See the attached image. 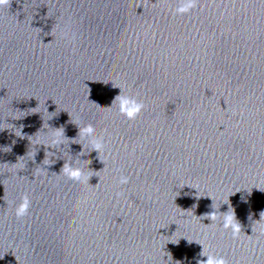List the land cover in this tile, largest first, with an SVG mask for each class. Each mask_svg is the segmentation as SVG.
Segmentation results:
<instances>
[{"label":"clouds","instance_id":"1","mask_svg":"<svg viewBox=\"0 0 264 264\" xmlns=\"http://www.w3.org/2000/svg\"><path fill=\"white\" fill-rule=\"evenodd\" d=\"M6 3H9V0H0V6H3ZM198 4L199 0H176V7L172 10L173 15H186L195 9ZM114 104L118 105L119 113L125 116L128 120H135L145 108L144 102L138 99L136 96H125L122 93L115 97L112 102V105ZM79 135L86 137L92 143V149L96 150L98 153L104 148V137L96 135V130L92 124H88L83 128H80ZM59 142V140L54 139L52 144L56 145ZM62 171L70 180L78 183H89V180L92 177L86 176L80 167L74 166L73 164H65ZM117 171L119 172V170ZM117 182L120 185H126L129 183V177L120 174ZM30 206L31 201L27 194H25L21 198V202L15 208L16 217L23 218L26 216ZM216 215L217 211H213L211 213L205 214L203 217H205V219L214 220ZM262 219H264V212L260 213V219L255 224L259 228L260 234L264 235V224L259 223ZM221 227L226 231L230 230L233 238H237L241 232V225L236 219L234 210H230V207L226 213H223ZM189 243L191 242L189 241ZM200 256L207 257V259L198 260L197 264H228V261L223 256L209 254L204 251V248L200 253Z\"/></svg>","mask_w":264,"mask_h":264}]
</instances>
